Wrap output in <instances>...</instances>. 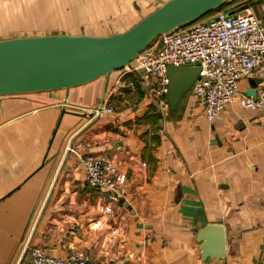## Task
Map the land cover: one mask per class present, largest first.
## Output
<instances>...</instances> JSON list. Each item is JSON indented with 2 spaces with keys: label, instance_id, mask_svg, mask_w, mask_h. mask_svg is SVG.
<instances>
[{
  "label": "crops",
  "instance_id": "0c3cea01",
  "mask_svg": "<svg viewBox=\"0 0 264 264\" xmlns=\"http://www.w3.org/2000/svg\"><path fill=\"white\" fill-rule=\"evenodd\" d=\"M167 1L0 0V39L110 35ZM250 9L264 24V0ZM127 67L71 88L0 96V264H30L35 246L53 256L82 249L102 264H264V112L238 100L258 77L240 80L238 97L209 121L190 91L175 110L153 105ZM122 77L134 88L121 89ZM104 94L115 113L99 116ZM87 153L127 175L111 214L106 191L86 183ZM207 223L225 227L224 258H203L197 234Z\"/></svg>",
  "mask_w": 264,
  "mask_h": 264
},
{
  "label": "built area",
  "instance_id": "2783aa9c",
  "mask_svg": "<svg viewBox=\"0 0 264 264\" xmlns=\"http://www.w3.org/2000/svg\"><path fill=\"white\" fill-rule=\"evenodd\" d=\"M199 65L200 72L190 89L204 110L207 120H214L223 109L239 95V81L257 76L256 97L241 94L239 103L245 109L264 112V24L245 8L235 12L216 9L194 23L183 26L170 34L159 35L132 61L128 71L139 76L147 86L151 99L161 107L168 105L170 79L168 67ZM125 72V71H124ZM134 81L124 77L119 87L134 88ZM94 114H112L115 109L105 98L102 109ZM82 140L73 142L71 151L80 153ZM86 168L88 186L106 191L107 204L103 212H114V203L123 193L127 175L119 172L117 166L106 156L87 153L80 155ZM102 220L93 224V229L102 228ZM114 235L118 234L113 229ZM30 264H102L101 261L82 249L71 250L66 256L50 255L43 246L30 250Z\"/></svg>",
  "mask_w": 264,
  "mask_h": 264
},
{
  "label": "water",
  "instance_id": "95a60500",
  "mask_svg": "<svg viewBox=\"0 0 264 264\" xmlns=\"http://www.w3.org/2000/svg\"><path fill=\"white\" fill-rule=\"evenodd\" d=\"M229 0H168L123 32L92 35L66 32L0 39V96L66 89L109 76L135 60L159 35L194 23ZM263 0H253L239 10ZM199 65L168 67V103L175 110L190 91ZM258 78L250 79L248 96L256 97ZM105 102L102 98L100 109ZM99 116H101L99 114ZM203 258H224L226 230L207 223L197 234Z\"/></svg>",
  "mask_w": 264,
  "mask_h": 264
},
{
  "label": "trees",
  "instance_id": "16d2710c",
  "mask_svg": "<svg viewBox=\"0 0 264 264\" xmlns=\"http://www.w3.org/2000/svg\"><path fill=\"white\" fill-rule=\"evenodd\" d=\"M230 2V0L228 1V2H226V3H224L223 5H221L218 9H223L224 8V6L226 5V4H228ZM231 2H232V0H231ZM249 3V2H248ZM245 4V3H244ZM244 4H242V5H244ZM242 5H240L239 4V6L241 7ZM203 19V18H202ZM124 69V68H123ZM141 95V94H140ZM157 100H154L153 99V105H156L157 104V102H156ZM168 103V102H167ZM169 104V103H168ZM158 105V104H157Z\"/></svg>",
  "mask_w": 264,
  "mask_h": 264
},
{
  "label": "rangeland",
  "instance_id": "374dc122",
  "mask_svg": "<svg viewBox=\"0 0 264 264\" xmlns=\"http://www.w3.org/2000/svg\"><path fill=\"white\" fill-rule=\"evenodd\" d=\"M133 62H134V60H133ZM247 78V77H246ZM242 80V79H241ZM239 83H240V81H239ZM239 93H241V90H240V87H239ZM241 95V94H240ZM125 106V105H124Z\"/></svg>",
  "mask_w": 264,
  "mask_h": 264
}]
</instances>
